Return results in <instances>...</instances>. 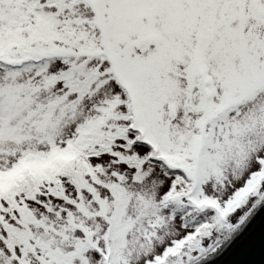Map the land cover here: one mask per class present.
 <instances>
[{
  "label": "snow or ice",
  "instance_id": "snow-or-ice-1",
  "mask_svg": "<svg viewBox=\"0 0 264 264\" xmlns=\"http://www.w3.org/2000/svg\"><path fill=\"white\" fill-rule=\"evenodd\" d=\"M264 264V0H0V264Z\"/></svg>",
  "mask_w": 264,
  "mask_h": 264
},
{
  "label": "water",
  "instance_id": "water-1",
  "mask_svg": "<svg viewBox=\"0 0 264 264\" xmlns=\"http://www.w3.org/2000/svg\"><path fill=\"white\" fill-rule=\"evenodd\" d=\"M250 227L253 229L254 232V240H255V251L253 254L246 257L247 260L253 262V264H256L260 260L261 255V217L260 215H256L254 219L252 220V223Z\"/></svg>",
  "mask_w": 264,
  "mask_h": 264
}]
</instances>
